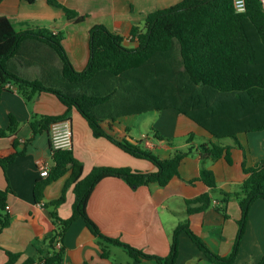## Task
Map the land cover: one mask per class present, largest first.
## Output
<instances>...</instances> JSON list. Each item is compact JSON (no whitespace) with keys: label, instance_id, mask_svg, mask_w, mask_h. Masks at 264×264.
<instances>
[{"label":"trees","instance_id":"obj_1","mask_svg":"<svg viewBox=\"0 0 264 264\" xmlns=\"http://www.w3.org/2000/svg\"><path fill=\"white\" fill-rule=\"evenodd\" d=\"M33 3L35 0H26ZM64 9L68 19L83 22L82 15L58 0H48ZM244 11H238L234 0H181L169 7L150 12L143 27L131 31L138 46L125 45V37L113 32L103 23L90 29V59L85 69L77 70L63 44L64 34L47 28L17 29L12 20L0 15V101L7 84L12 82L26 99L32 101L41 92L54 93L66 106L60 115H35L30 122L32 141L39 133H51L55 123L70 119L76 109L88 121L96 137H106L124 151L153 162V172L134 170L128 166H95L84 175V164L75 155L73 147L54 148L51 141L53 165L49 175L39 178L34 186L35 200L42 203L49 184L69 177L61 195L47 203L55 230L46 241L51 250H39L19 264H61L65 246L56 247L63 240L73 222L82 218L103 245L114 243L126 249L133 258H153L160 264H176L179 257L180 234L187 232L213 264H235L240 243L248 223L252 204L264 198V160L244 170L248 178L235 193H224L225 203L237 197L242 209L239 233L230 255L214 252L190 226L188 219L174 229L170 253L166 257L148 254L119 239L104 234L88 213L90 197L96 185L106 177H120L136 189L142 185L166 186L179 176L184 157L194 152L192 147L177 149L169 158L160 157L142 141L119 139L105 131L102 122L107 119L140 114L151 110L175 108L205 128L212 139L198 149L202 168L198 180L212 189L217 187L214 172L206 167L207 160L223 156L231 163L229 146L221 139L233 138L243 148L238 134L264 129V7L260 0H246ZM33 70V73L32 71ZM19 121L10 115L7 128L0 127V136H15ZM157 137H164L158 130ZM191 134L188 141L191 142ZM20 141L14 138V150L0 155V166L7 171L16 157ZM194 181V180H193ZM74 187L71 215L60 216L59 206L67 200V191ZM9 188H0V233L12 223L6 209ZM218 206L225 212V206ZM211 195L203 193L188 201L199 204L188 211L205 210ZM104 247V245H103ZM5 264H17L22 253L6 250ZM103 255L108 256L104 247ZM259 264H264V257Z\"/></svg>","mask_w":264,"mask_h":264},{"label":"crops","instance_id":"obj_2","mask_svg":"<svg viewBox=\"0 0 264 264\" xmlns=\"http://www.w3.org/2000/svg\"><path fill=\"white\" fill-rule=\"evenodd\" d=\"M58 1L82 15H88L86 20L76 22L68 19L63 8L48 0H35L33 3L0 0V15L9 17L20 30L47 28L54 33L64 34L63 44L73 65L77 70H83L90 59V29L94 24H105L125 37L126 46L136 47L138 41L131 35L132 28L143 27L150 12L181 0ZM6 87L0 101V127L9 126L11 114L19 121V127L15 136H0V155L14 150L15 137L20 141L17 150L26 148V152L18 155L7 171L0 166V188H9L7 203L12 215L11 225L0 233V264L8 260L5 249L22 253L17 262L19 264L27 257L36 256L40 249L45 253L51 250L46 238L56 226L45 203L61 195L69 173L47 186L42 203L35 200L34 186L39 178L45 177L39 163L47 162L50 168L53 165L51 135L55 130L64 128L71 131V145L77 158L84 164V175L95 166H128L144 172L156 171L157 167L148 159L124 151L106 137H96L88 121L76 109L71 111L70 119L55 123L51 133H39L29 141L32 137L30 122L35 115H60L67 108L54 93L41 92L28 102L16 84L10 82ZM147 112L155 114L146 122L147 128L153 129L151 135L137 126L143 113L125 115L117 120L107 119L102 126L107 133L119 139L127 138L135 143L142 141L144 146L162 158L171 157L177 149L192 147L194 152L182 159L179 176H175L166 186L142 185L134 189L123 178H104L92 192L88 204L89 215L104 234L162 257L170 253L175 227L188 219L191 229L214 252L221 256L230 255L238 237L242 209L237 197L224 203V193L237 192L248 178L244 164L251 167L264 160V129L239 133L243 148L237 146L233 138L221 139L223 144L230 147L232 162L225 156L206 161V167L214 172L217 182V187L212 189L204 181L198 180L202 168L198 149L203 142L213 138L211 133L175 108ZM155 130L172 141L158 138ZM191 134L194 138L189 142ZM73 189V186L68 188L67 200L58 208L62 217L71 215L75 197ZM206 192L211 195L210 205L203 211L190 213L188 207L199 204H188V201ZM222 202L225 212L218 209ZM63 243L65 254L61 264H160L153 258H133L124 247L114 243L103 244L108 256L103 255V245L82 218L75 220L68 228ZM179 250L176 264H213L187 232L180 234ZM263 257L264 198H259L250 208L235 264H259Z\"/></svg>","mask_w":264,"mask_h":264},{"label":"built area","instance_id":"obj_3","mask_svg":"<svg viewBox=\"0 0 264 264\" xmlns=\"http://www.w3.org/2000/svg\"><path fill=\"white\" fill-rule=\"evenodd\" d=\"M262 6L264 7V0H260ZM246 0H234V6L238 11H244L246 9ZM51 141L54 148H70L72 145L71 141V131H64V133H59L55 130L51 135ZM42 175H49L50 165L47 162L39 163ZM10 205L7 204L6 209L10 210ZM63 245V240H58L56 242V247L60 248Z\"/></svg>","mask_w":264,"mask_h":264},{"label":"rangeland","instance_id":"obj_4","mask_svg":"<svg viewBox=\"0 0 264 264\" xmlns=\"http://www.w3.org/2000/svg\"><path fill=\"white\" fill-rule=\"evenodd\" d=\"M154 115L155 114H146L144 112L143 114L140 115L139 121L137 122V126L138 127H142L143 129H145V132H148L150 135L153 134V129L151 127L147 128V126H146L147 123L146 122H147V120H150V119L154 118ZM57 131L59 133H64L65 130H64V128H58ZM177 141H179V140L177 139ZM124 253H125L126 257L129 258L128 254L126 252H124Z\"/></svg>","mask_w":264,"mask_h":264}]
</instances>
